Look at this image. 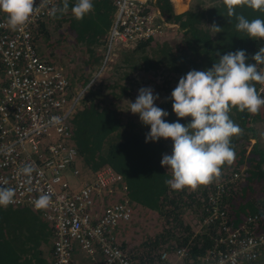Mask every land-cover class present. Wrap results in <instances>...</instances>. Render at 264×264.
Wrapping results in <instances>:
<instances>
[{
  "label": "trees",
  "instance_id": "1",
  "mask_svg": "<svg viewBox=\"0 0 264 264\" xmlns=\"http://www.w3.org/2000/svg\"><path fill=\"white\" fill-rule=\"evenodd\" d=\"M184 1L173 0L178 8ZM74 4L75 0H69V12L59 18L60 24L64 23L62 30L71 43H82L87 47L105 43L114 15L112 2L93 0L92 12L79 21L71 14ZM151 10H156L167 25L173 24L181 37L172 41L173 46L171 39L157 40L153 37L136 41L130 53L138 49L143 52V48H147L157 56L153 59L142 55L139 57L140 65L131 63L129 70L137 68L142 72H151L153 78L171 75L170 79L175 85L164 89V96L157 104V107L169 113L164 118L169 123L178 120L172 111L170 94L180 77L190 70L210 69L220 55L241 49L245 50L248 62L254 63L252 55L264 47V40L251 39L236 30L238 21L235 16L228 17L226 7L220 0L180 13L173 12L170 0H148L141 12ZM236 14L244 15L249 21L264 19V13L248 7H238ZM214 22L222 28L221 32L214 34L211 28L206 27ZM42 27V23H39L34 29L35 40L40 32L43 35ZM62 30L60 34H63ZM261 67L264 65H258V68ZM2 73L0 63V83L3 82ZM163 83L168 82L165 80ZM117 84L111 85L112 92ZM91 91L83 93L80 105L75 107L70 118L81 167L94 173L108 166L121 177L116 188L124 192L126 204L154 212L156 220L158 218L159 233L141 231L133 243L117 241L131 264H155L160 251L170 252L179 247L186 249L189 256L187 261L193 260L196 264L197 256L204 254L216 235L214 225L203 222L210 211L208 196L213 191L219 194L217 207L227 216L232 229L246 224L252 235L264 234V149L256 141L247 152L244 146L249 138H256L254 123L258 115H264V108L256 115L233 109L230 118L243 129V134L231 141L235 151L234 162L222 166L220 177L210 185L201 186L196 191H176L165 183L172 178L170 170L160 164L162 156L172 151V146H167L172 141L162 138L146 143L145 136L150 129L140 122L138 114L133 119H121L118 112L120 107L106 104L103 97H99L97 103L93 102ZM119 95H123L122 89ZM190 119L186 117L178 122L187 124ZM233 173H237V177H232ZM221 180L226 182L217 191L213 185ZM30 210L25 206L0 207V264H45V259L41 257L44 252L51 258L52 245L47 243L48 234L52 235L51 228H48V233L45 223ZM192 234L194 238L191 240ZM43 245L48 246L46 250L42 248ZM248 264L259 263L251 260Z\"/></svg>",
  "mask_w": 264,
  "mask_h": 264
},
{
  "label": "built area",
  "instance_id": "2",
  "mask_svg": "<svg viewBox=\"0 0 264 264\" xmlns=\"http://www.w3.org/2000/svg\"><path fill=\"white\" fill-rule=\"evenodd\" d=\"M110 1L115 9L106 37L108 45L153 38L161 26L154 14L141 12L146 0ZM50 18L48 9H42L24 27L12 31L0 14V187L15 189L12 207L37 209L34 200L41 194L50 196L48 206L40 209L52 231L49 264H73V241L92 264H131L114 238L117 224L130 219L131 209L124 200L106 206L102 201L103 197L110 199L105 193L117 191L121 177L106 166L89 178H80L70 122L78 95L70 92L62 69L36 49L34 29ZM262 89L264 85L257 84V90ZM25 164L36 169L30 184L18 175ZM225 182L216 185V190ZM218 196L214 191L209 194L210 211L203 220L214 225L216 235L204 254L197 256L196 264H248L262 253L264 234L252 235L246 224L232 229L217 207ZM187 257L183 247L162 250L155 264H195Z\"/></svg>",
  "mask_w": 264,
  "mask_h": 264
},
{
  "label": "clouds",
  "instance_id": "3",
  "mask_svg": "<svg viewBox=\"0 0 264 264\" xmlns=\"http://www.w3.org/2000/svg\"><path fill=\"white\" fill-rule=\"evenodd\" d=\"M226 7L228 17L235 16L237 31L251 39L264 40V19L249 21L244 15L236 14L238 7H248L264 13V0H220ZM51 5V7H49ZM48 15L59 19L69 12V0H0V13L4 14L7 27L16 31L28 24L42 9ZM93 10V0H75L71 14L82 20ZM214 34L222 31L215 24L206 26ZM219 55V53H217ZM245 50H236L220 55L210 69L190 70L180 77L170 94L172 111L179 119L190 117V122L181 124L167 122V111L155 106L158 94L150 87H142L134 102H129L130 111L138 114L140 122L149 126L145 142L160 139L172 141L171 154H164L160 161L162 167L171 172V179L165 183L176 191L188 189L196 191L201 186L210 185L221 175L225 164H232L235 151L232 138L243 134V129L230 118L233 109L241 113L256 115L264 108V89L257 90L256 84L264 85V47H261L251 60ZM32 164H25L18 175L30 184L35 171ZM15 189L0 187V207L7 208L14 201ZM50 203L48 194H41L34 200V206L42 209Z\"/></svg>",
  "mask_w": 264,
  "mask_h": 264
},
{
  "label": "rangeland",
  "instance_id": "4",
  "mask_svg": "<svg viewBox=\"0 0 264 264\" xmlns=\"http://www.w3.org/2000/svg\"><path fill=\"white\" fill-rule=\"evenodd\" d=\"M147 1L148 0L144 2ZM216 1L218 0H185L183 2L184 4L178 8V5H176L173 0H170L174 13H180L189 9L192 10L193 8H203ZM148 13L154 14V19L161 24L160 27L156 28L153 37L157 40L161 38L171 39L170 44L173 46L174 39L181 37V35H179L176 31L175 26L173 24L167 25V23L161 19L156 10H151ZM42 25L44 33L43 35H40V32L38 39L35 40L37 52L43 58L62 69L64 77L71 85L70 92L72 91L73 94L78 95L76 107L80 105V98L83 93H86L88 90H92L91 99L93 102L97 103V99L99 97H103V99L107 102L106 104L112 105L113 107H120L119 109L116 107V109H118L121 119H133L136 114L128 111L130 109L129 102L135 101L140 88L150 87L153 89L154 95L158 94V99L154 102L155 106H157L158 102H160L164 96V89L175 85L174 81L170 79L171 75L165 76L163 74L160 78H153L151 72H142L137 68L129 70L131 66H135L136 63L137 65H140V56L147 55V57L153 59L157 56L156 53L146 50L147 48H143V52L138 49L136 52L130 53L135 43H111V45H108V43L105 42L102 44L97 43L95 45H91L90 47H87L82 43L73 44L67 34L63 32L62 29L64 28V23L62 22L60 24L59 19H46L43 21ZM61 30L63 34H60ZM61 35H63V37ZM124 59H126V62H123ZM174 76L177 77L176 75ZM165 80L168 82L167 84L163 83ZM115 82H118V84L112 92L110 87L112 84H115ZM121 89L123 95H119L121 94ZM109 91H111V93H109ZM261 117L264 118V115ZM256 122L262 123L260 121H255V123ZM259 134V137H261L264 133ZM255 141L257 140L249 138L248 144H244V146H246L245 152L249 150L251 144ZM167 146H172V142ZM169 154H171V152ZM80 164L81 162L78 161L77 166L81 170V175H83L84 178H89L92 173L88 169L86 170V168H82ZM223 181L224 180H221L213 186H216ZM105 195L110 196V201L108 202L107 198L103 197V206H106L110 202L122 201L124 198V192L120 189L113 194L105 193ZM129 207L131 208V214L134 213L133 219L130 222L127 221L117 224L114 231V238L118 242L122 240L128 243H133L137 237V233L141 231L153 233L160 232L159 225L157 224L158 218L156 220L154 212L144 211L141 207H137L136 209L132 205H129ZM25 208L28 209L30 207L25 206ZM30 209L33 215L41 218L46 225V229L50 228L49 224L43 220L40 209ZM199 230L201 229L199 228ZM193 238L194 235L192 234L190 239L192 240ZM47 243H52V235L50 233L47 237ZM72 246L73 250L71 256L72 258H75L73 264H84V262H82V255L84 254L78 248L77 243L73 241ZM47 247L48 246L45 245L42 246L44 250H46ZM41 257L45 259V264L50 263V257L48 258V254L46 252H44ZM255 260L259 264H264V249L260 256H258Z\"/></svg>",
  "mask_w": 264,
  "mask_h": 264
},
{
  "label": "crops",
  "instance_id": "5",
  "mask_svg": "<svg viewBox=\"0 0 264 264\" xmlns=\"http://www.w3.org/2000/svg\"><path fill=\"white\" fill-rule=\"evenodd\" d=\"M257 121H260L262 123H255V129H256V142L259 144L260 147H262L264 149V140H263V137H264V134H262L261 137H259V133H264V118L259 116L258 120ZM81 177H84L83 175L80 176ZM75 260V258H74ZM82 262H84V264H92V262L85 256V255H82Z\"/></svg>",
  "mask_w": 264,
  "mask_h": 264
},
{
  "label": "flooded vegetation",
  "instance_id": "6",
  "mask_svg": "<svg viewBox=\"0 0 264 264\" xmlns=\"http://www.w3.org/2000/svg\"><path fill=\"white\" fill-rule=\"evenodd\" d=\"M107 201L109 202L110 200L107 198Z\"/></svg>",
  "mask_w": 264,
  "mask_h": 264
}]
</instances>
